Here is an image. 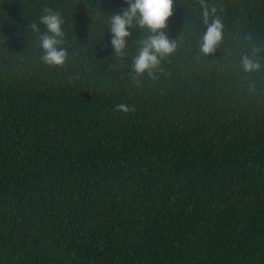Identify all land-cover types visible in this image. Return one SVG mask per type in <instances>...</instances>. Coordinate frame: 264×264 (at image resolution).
<instances>
[{
    "label": "trees",
    "instance_id": "obj_1",
    "mask_svg": "<svg viewBox=\"0 0 264 264\" xmlns=\"http://www.w3.org/2000/svg\"><path fill=\"white\" fill-rule=\"evenodd\" d=\"M127 6L0 0V264H264V0H174L151 76L132 71L147 29L110 44ZM45 9L62 65L41 59Z\"/></svg>",
    "mask_w": 264,
    "mask_h": 264
},
{
    "label": "clouds",
    "instance_id": "obj_2",
    "mask_svg": "<svg viewBox=\"0 0 264 264\" xmlns=\"http://www.w3.org/2000/svg\"><path fill=\"white\" fill-rule=\"evenodd\" d=\"M127 7L122 13L112 15L110 22L111 40L110 44L117 56H123L127 46V38L131 35L129 31L135 26L147 29L150 35L142 42L141 47L132 61V71L136 76L144 73L153 74L161 59L171 55L176 49L174 40H170L165 32L168 20L174 12V0H126ZM45 15L40 17V24H43L47 32L40 36V47L43 51L41 59L49 65H62L66 59V50L60 45L63 44V20L59 13L45 9ZM33 30L37 29L35 23ZM51 35H50V34ZM222 39V25L214 21L207 27L203 35L200 51L208 55L216 50ZM259 49H253L252 54L241 57V67L245 72L258 71L261 64L253 56ZM115 111L127 113L130 108L126 104H118Z\"/></svg>",
    "mask_w": 264,
    "mask_h": 264
}]
</instances>
